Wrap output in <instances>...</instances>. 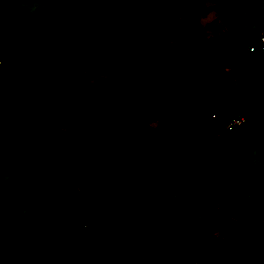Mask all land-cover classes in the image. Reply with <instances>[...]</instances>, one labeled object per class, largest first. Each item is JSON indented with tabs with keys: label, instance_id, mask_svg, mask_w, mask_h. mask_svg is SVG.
I'll return each instance as SVG.
<instances>
[{
	"label": "rangeland",
	"instance_id": "obj_1",
	"mask_svg": "<svg viewBox=\"0 0 264 264\" xmlns=\"http://www.w3.org/2000/svg\"><path fill=\"white\" fill-rule=\"evenodd\" d=\"M176 2L185 9V16L176 9ZM43 5L41 0H0V121L3 111L21 109L17 127L8 138L0 140V187L7 181L12 182V166L30 165L50 152L61 130L77 132L83 125L77 133L79 140L97 146L91 145L93 172L126 157L125 153L115 152L124 138L118 136L105 111L110 104L131 107L129 101H137L147 94L155 73L146 71L141 56L148 54L152 44H173L199 35L203 42L196 57L210 71L214 70L212 78L226 92L225 101L212 109L223 110L221 113L226 117L242 112L227 103L238 97L251 111L260 107L256 108L260 86L247 90L248 78L252 76L250 60L258 58L248 53L246 47L256 42L252 39L260 32L256 27L264 18V0H82L72 3L58 16L40 9ZM28 11L33 16L18 17ZM111 15H118L130 24L124 29V40L118 34L107 36L99 28L97 18ZM162 20L174 21L170 31L159 22ZM232 37L237 38L241 47L237 56H233L228 45ZM89 51L92 54L86 55ZM158 55L163 58L164 52ZM167 63L166 60L164 65ZM73 108L81 109L85 115L97 114L98 120L84 124L77 116L75 120L65 115L54 119L59 109ZM164 109L163 105L137 104L142 122L150 121ZM215 122L209 118L206 129L214 130ZM152 123L156 126L158 122ZM181 139L179 134L177 141ZM250 143L247 139L222 158L221 164L229 178L221 177L219 170L199 176V171L190 169L184 172L179 183L183 187L180 199L170 203L175 192L168 185H161L153 196L138 197L121 209L103 207L88 221L69 219L71 209L93 197L87 188L93 172L76 177L73 187L66 184L53 195L58 208L50 227L40 234L42 244L61 249L77 245L83 239L81 229L87 225L91 233L86 235L91 239L112 235L119 230L111 223L126 213L143 223L165 218L164 223L169 224L186 216L217 223L234 209L241 211L246 219H253L264 213V138L255 145ZM204 145L211 149L208 141ZM173 151L181 160L191 158L190 152L180 146ZM64 153L61 149L53 155L60 160ZM204 156H194L195 164L199 165ZM35 203L33 208L37 212L49 207L44 195L38 196ZM23 208L25 212L29 209L25 204ZM10 212L4 211L7 215ZM241 225L240 218H232L222 230L206 238L199 249H210L215 259L224 264L231 261L264 264V259L252 258L250 253L264 240L259 222L247 227ZM203 235L201 230L190 226L177 241L165 247L166 254L175 259ZM131 251L138 262L145 256L146 247L137 244ZM86 253H83V264H96L98 259ZM201 258L203 254L197 259ZM41 260L42 257L23 264H38Z\"/></svg>",
	"mask_w": 264,
	"mask_h": 264
},
{
	"label": "trees",
	"instance_id": "obj_2",
	"mask_svg": "<svg viewBox=\"0 0 264 264\" xmlns=\"http://www.w3.org/2000/svg\"><path fill=\"white\" fill-rule=\"evenodd\" d=\"M41 1L48 12L58 16L72 3L82 0ZM26 15L33 16L29 13ZM97 24L105 35L118 34L122 40L126 38L124 29L130 25L118 15L97 18ZM202 42L199 35H193L173 44L150 45L148 54L141 56L146 71L155 73L147 94L137 101H129L131 107L107 106L106 116L111 117L118 136L124 138L115 152L120 155L125 153L126 157L93 172L91 150L92 146H97L95 143L79 140L77 133L81 131L82 125L77 128V132L61 130L53 149L36 158L30 165L11 167L12 182L7 181L0 187V264H23L37 261L41 257L38 264H83L85 251L89 257L95 256L98 259L96 264H224L215 259L210 249H199L206 238L222 230L234 217L242 220V227L259 222L260 231L264 232V213L253 219H246L236 209L228 211L217 223H208L192 216H186L178 222L170 221L169 224L164 223L165 218H153L143 223L126 213L122 219L111 223L119 230L112 235L91 239L86 235L91 233L87 225L81 229L83 239L77 245L61 249L42 244L40 234L50 227L58 208L53 195L66 184L73 187L76 177L81 178L90 171L93 176L87 183V188L93 197L71 209L69 219L72 221L91 220L103 207L112 210L124 208L138 197L155 195L161 185H168L174 190L175 196L169 201L171 203L181 198L183 187L179 183L184 172L190 169L199 171V176H207L219 170L221 177L229 178L221 164L222 158L247 139H259L263 126L254 122L235 130L226 129L227 117L221 113L223 110L212 109L218 102L225 101L226 92L212 78L214 70L210 71L196 57V51L201 48ZM121 46L122 44L118 46V51ZM160 51L164 52L163 58L158 55ZM85 54L92 53L89 51ZM85 54L81 52V57ZM166 60L168 63L164 65ZM138 101L150 106L163 105L165 109L150 121L142 122L137 110ZM235 101H232L233 104ZM27 102L42 108L32 101ZM20 110L19 107L3 111L0 140L8 138L17 127ZM214 113L218 119L214 123L216 128L210 131L206 129V125ZM62 115L72 117V120L77 116L84 124L97 121L99 117L97 114L85 115L81 109L73 108L59 109L54 119L59 120ZM152 121L158 122L157 125L154 126ZM179 134L182 138L180 142L177 141ZM204 141H208L211 149L205 147ZM151 145L154 147L145 150ZM176 146L189 151L191 158L181 160L177 157L173 151ZM61 149L65 153L59 160L53 152ZM84 150H87L86 153ZM203 154L206 156L196 165L194 156ZM41 195L49 201V207L37 212L33 205ZM24 204L29 207L26 212ZM5 210H10V214L4 213ZM192 225L204 233L203 237L189 244L182 255L172 259L166 254L165 247L177 241ZM137 244L146 247L145 256L138 262L131 251ZM250 253L252 258L264 259V240L259 241L256 249ZM199 254H203V258L197 259ZM228 264L238 263L231 261Z\"/></svg>",
	"mask_w": 264,
	"mask_h": 264
},
{
	"label": "crops",
	"instance_id": "obj_3",
	"mask_svg": "<svg viewBox=\"0 0 264 264\" xmlns=\"http://www.w3.org/2000/svg\"><path fill=\"white\" fill-rule=\"evenodd\" d=\"M176 3L178 5V6H175L176 9L185 16V9L183 8V6L179 2H176ZM40 9L45 10V6L44 5H43V7L41 6ZM27 13L31 14V12H29V11L23 12L22 14H19L18 17L19 18L26 17ZM179 19H181V18H179ZM159 22L163 23L164 25H167L169 31H170V28H172V25H174V23H173L174 21L167 23L166 20H162ZM257 23H258V26L256 28H258L260 32L258 33V35L253 37L252 41H254V42L258 39L259 35L264 33V18L260 22L258 21ZM164 29L167 30L166 27H164ZM172 30L174 33V29H172ZM228 45H229L230 50L232 51L233 56H237L238 54H240L241 47L238 43L237 38H234V37L230 38L228 40ZM236 58H238V57H236ZM254 58H258V59H255L254 61H253V59L250 60V61H252L251 62V69H250L252 76L248 75L250 77L248 78L247 90L251 91L254 89V87L260 86L259 93H258V95H256V98L258 99V101H256L257 102L256 108L259 105H260V107L256 111H251L249 106L245 102H243L240 97H238V99L234 102L235 104H233L232 101H230V103L227 102L229 105L230 104H232L234 106L236 105L235 107L239 108L242 111V113L252 117L255 120V122L260 123L261 126H263L262 135L256 141H251V143H250L251 145H255V143H257L258 141H261V139L264 138V54L260 55V56H256Z\"/></svg>",
	"mask_w": 264,
	"mask_h": 264
},
{
	"label": "built area",
	"instance_id": "obj_4",
	"mask_svg": "<svg viewBox=\"0 0 264 264\" xmlns=\"http://www.w3.org/2000/svg\"><path fill=\"white\" fill-rule=\"evenodd\" d=\"M246 51L248 53H251L254 57L263 55L264 54V33L260 35V37L256 40L255 43L247 45ZM212 119L217 121L218 118H217L216 113L212 115ZM254 122L255 120L252 117L242 112H239V113L232 114L231 116H228L226 118L225 127L228 130H235L237 128L252 124Z\"/></svg>",
	"mask_w": 264,
	"mask_h": 264
}]
</instances>
